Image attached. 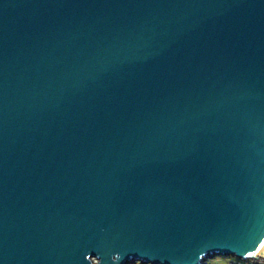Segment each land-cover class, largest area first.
Listing matches in <instances>:
<instances>
[{"label":"water","instance_id":"water-1","mask_svg":"<svg viewBox=\"0 0 264 264\" xmlns=\"http://www.w3.org/2000/svg\"><path fill=\"white\" fill-rule=\"evenodd\" d=\"M264 262V0H0V264Z\"/></svg>","mask_w":264,"mask_h":264},{"label":"rangeland","instance_id":"rangeland-1","mask_svg":"<svg viewBox=\"0 0 264 264\" xmlns=\"http://www.w3.org/2000/svg\"><path fill=\"white\" fill-rule=\"evenodd\" d=\"M230 259H232V257L218 256L216 258L209 260L207 264H228Z\"/></svg>","mask_w":264,"mask_h":264},{"label":"built area","instance_id":"built-area-1","mask_svg":"<svg viewBox=\"0 0 264 264\" xmlns=\"http://www.w3.org/2000/svg\"><path fill=\"white\" fill-rule=\"evenodd\" d=\"M228 264H264V262L245 261L241 259L232 258Z\"/></svg>","mask_w":264,"mask_h":264}]
</instances>
